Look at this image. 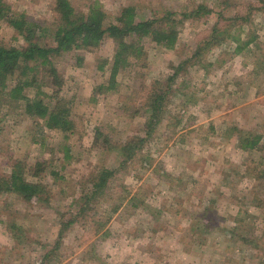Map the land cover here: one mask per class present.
<instances>
[{
	"label": "rangeland",
	"instance_id": "374dc122",
	"mask_svg": "<svg viewBox=\"0 0 264 264\" xmlns=\"http://www.w3.org/2000/svg\"><path fill=\"white\" fill-rule=\"evenodd\" d=\"M17 12L52 22L54 0H7ZM76 11L98 1L109 16L134 6L136 20L165 10L180 12L204 4L212 11L188 18L178 28L173 49L143 41L144 55L121 70L113 90L108 85L115 43L106 37L92 51L54 56L63 80L61 95L69 100L73 132L40 127L13 108L0 121V170L5 154L32 164L51 159L60 178L47 174L49 204L27 203L15 195H0V264H264V11H254L250 23L233 34L242 42L236 51L226 39L203 50L172 83L160 123L143 147L145 159L119 169L106 186L108 196L90 203L85 216L93 224L75 222L63 234L60 221L78 211L82 184L102 167L120 164V141L144 136V111L135 112L143 87L154 79L167 83L180 61L189 58L218 22L257 0H70ZM45 39V41H49ZM5 46L22 39L5 23L0 27ZM257 45L258 47L256 48ZM247 48H252L250 52ZM77 55L81 57L77 60ZM104 68L99 69L103 64ZM111 138L113 148L92 146L95 129ZM235 131L261 135L258 150L243 151ZM35 138L36 142H32ZM69 146L68 157L63 145ZM8 170V169H7ZM49 170V169H48ZM97 200V199H96ZM118 207L111 212L112 206ZM92 214V215H91ZM59 244L50 260L45 253Z\"/></svg>",
	"mask_w": 264,
	"mask_h": 264
},
{
	"label": "trees",
	"instance_id": "16d2710c",
	"mask_svg": "<svg viewBox=\"0 0 264 264\" xmlns=\"http://www.w3.org/2000/svg\"><path fill=\"white\" fill-rule=\"evenodd\" d=\"M257 2L254 6L249 4L245 13L237 10L235 14L225 18L224 26H219L218 22L213 24L189 58L173 67V72L167 76V83L163 84L154 79L148 87H143V95L139 94V97H143L135 112L141 110L146 115L145 135L131 136L120 141L118 151L122 158L117 168L102 167L94 177L87 179L89 190L83 188L86 181L82 184L81 194L77 198L78 211L70 219L60 221L55 243L58 240L60 244L63 234L79 219L83 225L93 224L95 231H98L95 224H98L99 220L85 216L90 211V203L108 196L106 186L111 178L114 179L119 169H126L145 159L142 158L144 144L162 120L173 81L180 72L185 71L187 65L200 61L196 57L201 55L203 50H209L226 39L237 42L236 51L253 43L256 38L247 36L241 46L239 33L234 35L232 31L250 23L254 11H264V0ZM51 9L54 16L52 22L38 21L25 12H17L7 0H0V27L5 23L13 28L23 42L20 46H5L0 41V121L3 115L9 116V113L3 110L13 108L16 110V116H24L40 127L62 132L64 138L73 132L74 121L70 102L61 95L64 80L53 60L54 56L70 52L77 54L83 50L92 51L98 48L106 37L111 38L115 48L109 68L108 85L100 84L97 90H113L117 84V74L132 60H135L132 63H138V58L144 55L145 38L162 48L173 49L178 39V28L185 19H200L212 11L204 4H197L190 10L180 12V17L177 12L165 10L161 15L136 20L132 5L122 7L112 17L98 1L88 4L86 11H76L70 0H54ZM48 37L50 40L45 41ZM247 49L254 53L252 48ZM80 59L77 55V60ZM104 65L105 63L100 64L99 69H103ZM232 130L237 135L236 145L239 149L251 151L262 147L260 134L251 131L241 133L235 131L236 128ZM94 135L93 148L106 152L113 148L111 138L101 128H96ZM36 141L38 140L32 139V142ZM63 150V156L68 157L67 144L63 145ZM5 157L6 170H0V195H15L30 204L34 201L49 204L51 194L44 180L47 174L60 178L58 171L53 168V161L36 159L32 164H28L21 159L11 160L6 154ZM117 209L114 205L111 212ZM59 244H54L47 250L45 259L54 257Z\"/></svg>",
	"mask_w": 264,
	"mask_h": 264
}]
</instances>
